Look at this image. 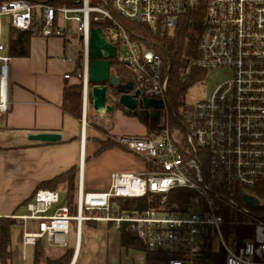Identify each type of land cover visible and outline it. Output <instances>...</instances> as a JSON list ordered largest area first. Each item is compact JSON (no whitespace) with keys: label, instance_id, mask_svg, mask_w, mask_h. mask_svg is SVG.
Returning <instances> with one entry per match:
<instances>
[{"label":"built area","instance_id":"2783aa9c","mask_svg":"<svg viewBox=\"0 0 264 264\" xmlns=\"http://www.w3.org/2000/svg\"><path fill=\"white\" fill-rule=\"evenodd\" d=\"M204 8L198 57L193 68L227 69L231 79L211 97L173 109L168 99L169 71L161 56L134 41L123 20L152 31L174 30L190 11ZM8 16L21 31L42 37L80 40L83 56V106L90 93L89 41L100 28L115 46L117 59L134 75L139 99L159 100L157 130L122 135L116 142L146 163L139 172H115L108 190L87 192L80 181L77 213L70 214L58 191L40 189L27 214L11 217L36 221L25 230V246L42 238L66 246L72 221L76 241L85 221L127 225L147 250L168 254L165 264H264V0H0V19ZM9 46L0 40V113H7ZM80 76V74H78ZM69 79V75L65 76ZM142 112V106L136 111ZM192 192L184 209L167 211L168 193ZM160 197L158 207L120 211L115 199ZM246 197L256 200L251 207Z\"/></svg>","mask_w":264,"mask_h":264},{"label":"crops","instance_id":"0c3cea01","mask_svg":"<svg viewBox=\"0 0 264 264\" xmlns=\"http://www.w3.org/2000/svg\"><path fill=\"white\" fill-rule=\"evenodd\" d=\"M4 19L7 25L3 40ZM12 28L8 16L0 19V40L8 46ZM80 51V40L74 33L68 39L35 35L29 41L27 56H12L9 47L11 60L6 85L9 108L7 113H0V219L26 215L22 204L32 199L38 186L74 166L80 167L78 184L82 181L89 193L108 190L115 172H139L147 166L132 153L116 147L96 156L100 147L98 139L104 136L87 126L85 119L80 122L62 111L65 86L78 82L73 72ZM124 111L128 112L125 108H114L108 118L109 133L113 136L146 135L148 130L144 124L141 132L119 126L125 118ZM100 125L106 128L104 123ZM46 132L60 134L61 140L42 143L29 139L31 134ZM86 138L91 148L87 184L84 181ZM59 194L63 198L62 193ZM36 227L37 222L32 220L25 223L17 220L11 227L12 264L147 263L145 252L121 246V230L113 223L85 221L79 243L69 232L66 246L54 245L45 238L36 246H25V230L35 231Z\"/></svg>","mask_w":264,"mask_h":264},{"label":"trees","instance_id":"16d2710c","mask_svg":"<svg viewBox=\"0 0 264 264\" xmlns=\"http://www.w3.org/2000/svg\"><path fill=\"white\" fill-rule=\"evenodd\" d=\"M50 2V0H48ZM204 8H198L197 10L190 11L185 18H183L180 24L172 31H152L147 26L128 22L123 20L127 30L132 34L134 41H147L150 44L146 45L158 53L167 67L171 66L169 71V90L168 99L173 109L178 110L186 103V93L188 88L193 83L197 75L200 76L201 72H195V78L192 76H186L183 78L179 75V69L185 67L191 58L198 57V46L201 39L203 28ZM40 35L36 30L34 31H21L12 28L10 34V54L12 56H27L28 45L30 39ZM64 39H66L64 37ZM82 71H83V56L80 54L77 61L76 70L73 72V76L78 80L77 83L72 85L67 84L63 91V103L62 111L65 114H69L78 121H82V107H83V85H82ZM193 71V69H192ZM193 72V75L195 74ZM111 73L117 76L123 84L134 81V75H132L124 64L120 63L117 59H113L111 63ZM192 73V72H191ZM80 74V76L78 75ZM118 97L116 89L112 88L108 97V104L114 106L117 109H123L117 101ZM89 101L91 98L89 96ZM88 101V103H89ZM129 116H138L140 122L144 124L148 132L157 130V122L151 119H147L139 112H127ZM87 122L92 125L95 130L99 132H105V130L97 124L89 121L87 115ZM99 149L95 155H99L107 149L115 148L117 145L111 141H99ZM80 175V167L74 166L66 172L58 175L57 177L41 183L37 190L47 189L51 191H58L62 193V201L67 204L71 215L77 213V190L78 181ZM35 194V193H34ZM192 192L187 189H175L168 193L166 202L167 211L178 212L182 211L185 207L184 204L188 203ZM31 199L25 201L22 206L26 207ZM160 197L148 194V196L142 199H115L120 211H145L155 206L158 207ZM17 220L13 218L0 219V261L1 264H12V255L10 248V229L16 224ZM121 246L125 249H135L145 252L147 263L146 264H165L168 259V254L161 250L150 251L145 249L133 236L127 225L123 224L121 227ZM35 264H56V263H35ZM67 264V263H57Z\"/></svg>","mask_w":264,"mask_h":264},{"label":"water","instance_id":"95a60500","mask_svg":"<svg viewBox=\"0 0 264 264\" xmlns=\"http://www.w3.org/2000/svg\"><path fill=\"white\" fill-rule=\"evenodd\" d=\"M117 51L114 45L109 43L103 31L98 29L91 30L89 41V83L91 85L90 96L92 99L93 109L96 113L102 115L104 113L112 114L114 106L108 104L109 92L112 88L116 89L118 97L115 99L117 103L128 110L134 112L138 106H142V116L147 119H159L160 112H149V107L161 109L163 103L159 100L148 98L139 99V92L133 93L134 86L132 82L123 84L120 79L111 73V63L115 59ZM85 118V116H84ZM31 141L42 143H56L61 140V135L58 133H41L29 137ZM247 203L254 207L256 200L246 197Z\"/></svg>","mask_w":264,"mask_h":264},{"label":"rangeland","instance_id":"374dc122","mask_svg":"<svg viewBox=\"0 0 264 264\" xmlns=\"http://www.w3.org/2000/svg\"><path fill=\"white\" fill-rule=\"evenodd\" d=\"M6 22L7 20L4 19L3 20V40L4 38H6ZM197 72H201L202 74L197 75V77L195 78V75ZM193 72L195 73L193 75ZM232 72L230 70L227 69H220V68H215V69H199V68H193L192 73L189 75L192 76L194 79L193 83L191 84V86L188 88V91L186 93V102L189 104H193L197 101H204L207 100L211 97V95L213 94L214 90L216 89V87L222 83H224L225 81H227V79H231L232 78ZM186 78V77H184ZM110 93V92H109ZM90 94V93H89ZM89 95L86 101V110L84 112V107H82V120L85 119L86 121V125L89 126L88 122H87V115L89 116V121H92V123L97 124V123H104L106 128L109 127L110 125V121H108V118L110 117L109 113H104L102 115L96 113L93 109V104H92V100L89 101ZM138 111H134L133 113H137ZM85 113V114H84ZM124 113L126 114L124 117V119L121 120V122L119 123V126H121L123 129L125 130H135V131H142V123L140 122L138 116H129L127 114L126 111H124ZM139 113L140 109H139ZM85 115V118H84ZM99 124L100 127H102L105 132H99L101 135L104 136V138L102 140L98 139V141H111L112 143H114L116 146V148L121 149L125 152H128V150H126L124 147H122L121 145H119L115 140L117 136H113L111 133H109V129L104 128L103 126H101ZM91 127H93L92 125H90ZM144 126V125H143ZM94 128V127H93ZM95 129V128H94ZM97 131V130H96ZM153 132V131H152ZM147 134H150L149 132H147ZM137 136H142V135H137ZM88 141V146L86 147V164H85V172H84V181L87 184L88 183V179H90V174L88 173V169H89V162H90V157H89V143L90 141L88 140V138H86ZM94 141L96 142V139H94ZM73 223H71L70 226V237L75 239L76 237V222L72 221ZM117 264H122V263H117ZM126 264V263H124ZM128 264V263H127ZM133 264V263H130ZM135 264H143V263H135Z\"/></svg>","mask_w":264,"mask_h":264}]
</instances>
